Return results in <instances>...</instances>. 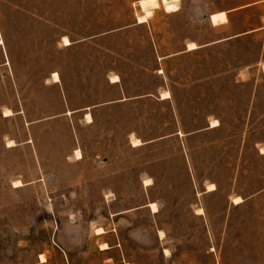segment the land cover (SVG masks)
Instances as JSON below:
<instances>
[{
	"label": "rangeland",
	"instance_id": "1",
	"mask_svg": "<svg viewBox=\"0 0 264 264\" xmlns=\"http://www.w3.org/2000/svg\"><path fill=\"white\" fill-rule=\"evenodd\" d=\"M237 2L0 0V264H251L264 259V252L237 253L231 245L241 234L242 249L260 243L264 250V157L258 155L264 149V67L258 60L264 57L263 45L216 49L209 61L204 54L166 62L180 121L169 103L149 101L148 124L132 126L148 141L179 129L203 131L210 123L221 126L217 130L137 150L125 147L122 135L113 142L116 149L93 147L98 135L90 130L84 133L92 140L85 149L88 159L81 165L76 153L72 158L77 119L73 123L61 115L67 103L76 109L100 101L101 94L78 104V94L42 86L50 71L79 54L131 53L143 59L133 61V70H152L156 47L170 54L190 39L221 37L207 25L205 14ZM180 6V13L167 14ZM141 17L149 23L122 31L102 50L94 45L61 50L56 44L61 32L79 40L124 29ZM221 21L224 15L213 17L215 24ZM155 84L150 75L149 91ZM119 158L129 163L115 166ZM117 168L133 171L137 186H107L110 171ZM142 175L144 187L139 185ZM86 184L91 186L82 187ZM207 187L217 191L206 194ZM234 195L246 200L235 209L229 204ZM228 226L230 241L225 239L222 250ZM98 229H104L103 236ZM105 245L111 250L102 252Z\"/></svg>",
	"mask_w": 264,
	"mask_h": 264
},
{
	"label": "crops",
	"instance_id": "2",
	"mask_svg": "<svg viewBox=\"0 0 264 264\" xmlns=\"http://www.w3.org/2000/svg\"><path fill=\"white\" fill-rule=\"evenodd\" d=\"M182 10L181 6L177 12L167 13L168 15L178 14ZM257 11H260L257 15ZM154 15V14H153ZM206 23L212 29L220 32L221 37L211 39L205 42H200L197 39H190L184 43L182 49L177 52L170 54L160 53L159 48L156 47V54L154 53L156 68L150 70L146 68H135L132 69L133 61H142V58H137V55L131 53H110V52H97L88 54H79L74 58H67L64 63L57 69L50 71L43 80L42 86L44 88L55 89L63 94H78L76 100L79 103L96 101L97 97L94 94H101L100 101L93 103H85L82 106H78L76 109L69 107L67 103V110L61 115L63 117H70L73 121L77 119V129H75L77 136V149L73 152L72 158L75 159V153L79 150L82 153V159L75 162L81 165L87 162L88 155L86 156L85 149L91 147L92 140L90 137H86L84 133L96 131L98 136L95 137L96 142L92 145L93 147H104L107 150L116 149V145L113 143L119 139V135L125 140V147H130L133 150L140 149L153 142H162L170 138L184 139L193 135L217 130L218 128L209 127L203 131L193 132L189 134L183 133L181 129L175 133L157 138L152 141H148L142 137L137 129L133 128L134 124H148V103L154 101L157 104L164 105L169 103L172 113L175 115L176 120L179 122L180 118L178 115V106L174 101V95L172 85H170V77L168 75L165 63L180 57H193L205 54V61L212 59V53L216 49H227L230 47L244 46L246 44H261L264 46V0H250L247 2H241L238 0L237 5L225 6L222 5L219 8H214L210 12L206 13ZM224 15L225 21L213 22L214 16ZM152 18V17H151ZM147 23H139L138 19L136 23L130 26L113 30L108 33L98 34L87 38L74 40L70 33L67 31L60 33V39L56 42L61 50H72L81 46L94 45L101 50L104 49L103 43L112 38H117L122 35V31H130V29L142 28ZM125 32V33H126ZM64 38H67L70 42V46H64ZM196 44V49L190 50L189 45ZM130 62L129 65L114 63L109 66L106 63L109 60ZM260 64L259 67H264V57L259 56ZM76 63H75V62ZM129 66V67H128ZM244 74V68H242L237 77H241ZM55 75H59V80L54 79ZM156 78L155 89L149 91L148 80L149 76ZM117 78V80H114ZM55 80V81H54ZM169 93L168 99H163L162 95ZM81 94H84L81 97ZM93 94V96H91ZM104 94H106V99ZM133 110L138 112V116L133 118ZM139 110V111H138ZM144 113V115H143ZM91 116V120H88V116ZM135 119V120H133ZM138 139L142 142L141 146L135 147L132 144V140ZM100 142H104L103 145ZM258 155L264 157L259 149ZM97 158L99 156H96ZM111 162H109L110 164ZM128 161H123L120 158L114 161L115 166L128 164ZM190 159L188 155V168L187 171H191ZM133 171L122 170L117 168L114 172L110 171L107 183L109 187L114 188H132L136 187L132 184L131 176ZM141 176L139 185L144 187V182L147 179H142ZM151 180V179H150ZM90 182L85 180L84 183ZM119 183V184H117ZM212 185V184H210ZM91 185H83L82 187L87 188ZM213 192L206 189V194H212ZM240 196H232L229 199V204L233 206V209L243 205L246 200L243 199V203L235 205L233 203L234 198ZM147 208L148 205L146 206ZM150 209V208H149ZM203 216V214H199ZM228 220H230L231 213H228ZM229 224V223H228ZM104 235V234H103ZM101 235V236H103ZM99 236V235H98ZM227 238V244L229 245L230 230L229 226L222 233V250L225 248V239ZM241 234L237 235L238 242L231 243L233 245L234 252H250L258 253L264 252L260 243H256L255 246H244L241 247L240 239ZM111 250H102L106 252ZM214 251V249L212 250ZM251 264H264L258 257L257 260L251 262Z\"/></svg>",
	"mask_w": 264,
	"mask_h": 264
},
{
	"label": "bare ground",
	"instance_id": "3",
	"mask_svg": "<svg viewBox=\"0 0 264 264\" xmlns=\"http://www.w3.org/2000/svg\"><path fill=\"white\" fill-rule=\"evenodd\" d=\"M145 22H147V18H146V17H141V18H140V23H145ZM63 44H64V46H70V45H71V42H70L67 38H64ZM196 48H197V47H196V44L191 43V44L189 45V49H190V50H194V49H196ZM58 76H59V75H55V76H54V79H55L56 81H58L59 78H60V77H58ZM55 80H54V81H55ZM114 80H117V78H114ZM169 97H170V94H169V93H165V94H164V99H168ZM7 116H8V115H7ZM88 120H89V121L91 120V116H90V115L88 116ZM217 126H218V121H214V122H213V127H217ZM140 145H142V142H141L140 140L136 139V140L133 141V146L137 147V146H140ZM263 154H264V149H263ZM76 157H77V159H81V158H82V153H81L79 150L76 151ZM146 182H147V184L151 185V184H150V182H151L150 180H148V181H146ZM16 184H17V186H21V185H22L21 182H17ZM211 188H212V190H214V185H211ZM66 199H67L68 202L70 201V198L66 197ZM108 199H109V200H112V199H113V196H112V195L108 196ZM242 202H243V200H242V198H240V197H238V198L235 199V204H236V205H238V204H240V203H242ZM150 208L153 210L154 213H157V212H158V206H157L155 203H151V204H150ZM200 211H201V213H202V210H200ZM104 233H105L104 229H98V230H97V234H98V235H103ZM161 236H162V238L165 237L164 232H161ZM107 249H108L107 245H105V246L102 248V250H107ZM167 256H170L169 251H167ZM109 263H112V262L109 261Z\"/></svg>",
	"mask_w": 264,
	"mask_h": 264
}]
</instances>
